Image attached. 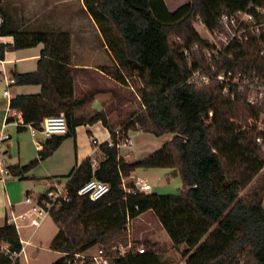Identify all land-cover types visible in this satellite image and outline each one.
Wrapping results in <instances>:
<instances>
[{
  "label": "trees",
  "instance_id": "1",
  "mask_svg": "<svg viewBox=\"0 0 264 264\" xmlns=\"http://www.w3.org/2000/svg\"><path fill=\"white\" fill-rule=\"evenodd\" d=\"M82 4L117 62L100 72L119 85L130 86L129 96L139 106L126 114L118 133L108 124L109 109L95 111L87 119L76 114L108 90L76 94L75 78L87 69L72 66L70 35L19 30L0 0V37L13 39L12 44H0V61L6 52L42 45L35 71L11 75V85L40 86L39 94L18 95L9 102L10 109L21 114L19 130L30 126L39 131L47 116L63 113L66 119V134L50 137L39 152L40 159L50 156L65 139L74 138L78 126L100 122L111 134L112 145L99 146L105 158L96 169L86 159L62 177L74 173L77 184L69 189L70 201L50 213L59 229L51 249L63 255L54 264H95L90 257H75L96 245L107 264H164L162 251L150 241L142 254L131 246L121 256L118 249L120 244L127 245L128 224L149 211L175 249L185 246L181 252L185 264H264V183L240 195L264 169V144L255 142L256 136L264 140V132L255 133L235 121L239 95L236 101L224 96L214 79L201 87L188 83L192 70L210 74L211 66L217 72H240L249 80L264 82V55L258 48V43L264 45V35L258 42L227 47L209 63L202 52L209 44L194 27L197 20L213 31L222 14L249 5L264 8V0H189L173 11L164 0H82ZM184 48L190 53L189 61ZM109 92L114 100L121 98L116 91ZM137 131L173 137L146 158L127 164L118 157V145L129 132ZM38 161L9 166V173L23 177ZM138 168L171 169L172 175L180 177L182 189L174 195L126 194L122 179ZM92 178L110 186L97 201L77 195V189ZM126 187L133 188V182ZM2 243L10 251L22 249L17 229L7 221L0 226ZM0 264H9L1 252Z\"/></svg>",
  "mask_w": 264,
  "mask_h": 264
},
{
  "label": "rangeland",
  "instance_id": "2",
  "mask_svg": "<svg viewBox=\"0 0 264 264\" xmlns=\"http://www.w3.org/2000/svg\"><path fill=\"white\" fill-rule=\"evenodd\" d=\"M1 1L10 21L17 29L29 32H67L70 38H73L74 51L77 52L78 55L84 54L93 58L90 60L77 61L78 63L88 65L89 69L83 73L77 74L75 78L76 94L78 95L80 92L87 90H108L107 93H101L106 94L102 110H111L112 113L107 117L108 124L112 129L119 131L120 122L126 118V114L138 110L139 106L136 98L133 99L129 96L130 86L126 87L119 85L107 75H103L100 72L102 68L112 69L117 62L112 51L100 34L97 24L85 11L82 0ZM166 1L168 7L172 10L189 0ZM260 8L261 11L264 12V8ZM194 27L201 39L206 41L211 40V36L199 21L196 20L194 22ZM258 48L260 51L264 52L263 44L258 43ZM258 48L256 50H258ZM237 73L240 72H236V74ZM246 78L248 81H246ZM131 79L137 82L133 76ZM132 80L127 78L128 85H132ZM236 83L241 85L245 83V87L242 86V91L238 93V99L241 100L240 112L239 117L235 119V121L244 127L253 129L255 133L264 132V82L258 81L257 78H251V80H249L248 77L244 76L241 80L240 78L239 80L237 79ZM109 90L116 91L121 98L114 100ZM222 94L227 96L223 92ZM234 99V101H236L237 97L235 96ZM90 106L89 103H85L76 114L87 119L89 115L95 112ZM172 137L171 134H164L162 136L131 134L132 140L134 139L135 141L136 139V142L141 138L144 140V143H141L139 147H152L158 143L160 148L163 143L169 141ZM257 137L261 136H256L255 139ZM121 141L119 142V146H122ZM257 144H264L262 137L261 143ZM261 150L264 152V147H262ZM127 151V147H121V152ZM136 177L146 179L151 187L149 193L174 195L182 189L180 177L170 174L167 170L158 169L148 174L144 173V171H138ZM124 180L125 184L135 181L129 178H124ZM262 183H264V169L240 192V195L243 196L247 194ZM34 191H41V188ZM18 195L19 193L17 191V197H21V200H23L25 192H21V194ZM25 225H27V222L21 223L18 229L21 239H23L24 242H29V244L25 245L24 255L21 256V264H54L63 256L51 249V244L58 235L59 229L50 216H48L36 230ZM125 237L127 245L130 243L132 248H135L136 251L140 247H144L146 241L155 243L156 249L162 251L160 260L164 264H185V258L181 256V252L184 250L185 246L181 245L178 249H175L168 234L161 228L156 217L151 212L143 215L134 222H130L127 226ZM120 245L123 246V244ZM95 252L96 249L94 248L87 252L84 257L91 258L95 255ZM75 258L79 260L83 257L77 256Z\"/></svg>",
  "mask_w": 264,
  "mask_h": 264
},
{
  "label": "crops",
  "instance_id": "3",
  "mask_svg": "<svg viewBox=\"0 0 264 264\" xmlns=\"http://www.w3.org/2000/svg\"><path fill=\"white\" fill-rule=\"evenodd\" d=\"M164 3L168 10L173 11L187 2L172 10L168 7L166 0H164ZM12 42L13 39L10 36L0 37V44H12ZM41 49L42 45H38L34 48L6 52L4 54V60L0 61V131L9 135V140L4 143L6 164L8 166H24L33 160H39L37 165L25 173L23 177L9 176L5 178L4 181L0 180V226H2L6 221L10 223L11 216L24 213L28 210V206L24 204V199L21 200V197H17V191L19 195L21 192H25L24 198L26 196H30L34 199L39 198L48 190L53 181L62 180L63 176L68 175L73 168L78 166L84 160L89 159L94 169H96L99 162L105 158L104 154L99 150L100 144L111 142V134L109 130L100 122L92 125H82L76 127L74 138L65 139L50 156L45 159H40L39 152L43 149L44 143L50 137L48 138L41 134L40 131L32 130L30 127H24L22 130H19V126H22L20 124V122H22L21 114L9 107L10 100L18 95L39 94L40 86H17L11 85L12 82L9 81L11 80L13 72L28 73L35 71L37 69V60ZM90 59L93 58L84 54L78 55V53L74 51L73 38H71L72 66L76 68L89 69L88 65L78 63L77 61ZM4 92H7L6 96L4 95ZM105 97L106 94L96 95L90 106L92 110L101 111L103 109ZM113 130L115 132L117 131L115 129ZM133 133L136 135H152L150 133L137 131L129 132L127 136L131 138V134ZM92 140L95 141L96 144H93ZM141 143H144L142 138L137 142L136 139L135 141L133 139L131 147H127V152H121V147L125 146H118V157L122 158L127 164H132L146 158L160 146L156 143L152 147H139ZM155 170L158 169L138 168L131 172L128 178L136 180L139 179L136 177L138 171H144V173L148 174L149 172ZM162 170H167L170 174H172L171 169ZM38 188H41V191H34ZM149 212L139 215L131 222L138 220ZM25 226L28 227V223ZM19 227L20 226H17V232L22 245V252L19 256V264H21V256L24 255L25 245L29 244V242H24L23 239H21L18 230ZM94 248L97 249L98 246L96 245L90 248L83 254L79 255V257H84L87 252Z\"/></svg>",
  "mask_w": 264,
  "mask_h": 264
},
{
  "label": "built area",
  "instance_id": "4",
  "mask_svg": "<svg viewBox=\"0 0 264 264\" xmlns=\"http://www.w3.org/2000/svg\"><path fill=\"white\" fill-rule=\"evenodd\" d=\"M1 24L2 18L0 17V25ZM206 31L211 36V40L207 41L209 47L205 46L202 49V52L204 58L210 63L213 59H218L223 54L224 50L229 46L248 44L252 43V41H260L262 35H264V12L261 11L260 7L249 5L245 10H238L231 14L224 13L218 19V27L213 31H209L207 29ZM182 52L189 61V51L184 48ZM260 54L264 55V52L261 51ZM242 77L244 78L241 73L236 74L230 71L217 72L216 68L211 66L210 74L205 73L203 70H192L188 83L193 84L196 87H201L203 85H208L210 80L214 79L222 87V92L233 100L234 97L242 91V86L245 85V83L243 85L236 83V80H239V78L241 80ZM246 81H248L247 78ZM9 82H12V80ZM4 95L6 96L7 92H4ZM20 124L23 125V122H20ZM31 129L34 130L33 128ZM39 131L48 138L52 136L65 135L67 132V123L64 114L60 113L55 116L45 117L40 123ZM116 133H118V131H116ZM8 140L9 135L0 131L1 181H4L5 178L11 176L4 154V143ZM255 140L257 143H261V137H257ZM92 143L96 144L93 140ZM121 143L122 146L130 148L132 140L130 137L126 136L122 139ZM108 145L111 146V142L108 143ZM76 184L77 180L72 174L62 180L53 181L41 198L34 199L30 196H26L24 198V204L28 206V210L24 213L11 216L10 223L13 224L16 229L17 226H20L23 222H27L28 227L38 229L42 222L50 216V213L53 210H57L64 203H68L70 201L69 189ZM121 189L126 194L134 195L136 193L148 194L151 187L145 179L139 178L133 182V188H128L126 187L125 180L123 178ZM109 190L110 186L107 183L92 178L83 183L77 189V195L91 201H97L108 194ZM118 249L120 251V255L123 256L130 251L131 244L129 243L126 246L120 245ZM0 252L7 257L9 264H19V256L22 249L19 252L10 251L9 246L2 243L0 245ZM137 252L138 254L144 253V247H140ZM91 258L95 264H107L106 257L102 249L99 247L96 249L95 255Z\"/></svg>",
  "mask_w": 264,
  "mask_h": 264
}]
</instances>
